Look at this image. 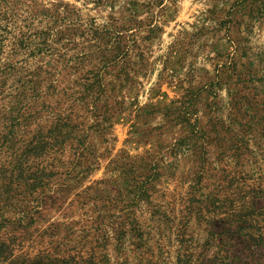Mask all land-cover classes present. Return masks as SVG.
<instances>
[{"label":"rangeland","instance_id":"1","mask_svg":"<svg viewBox=\"0 0 264 264\" xmlns=\"http://www.w3.org/2000/svg\"><path fill=\"white\" fill-rule=\"evenodd\" d=\"M104 1L21 0L20 7L39 10L71 4L99 25L113 18L121 24L132 20L139 31L128 66L108 69L107 103H99L94 113L85 102L73 106V122L80 130L73 136L83 135L85 147L78 146L76 159L74 141L67 143L62 158L71 173L46 189L51 195L42 200L36 223L17 234L23 248L14 252H27L53 222H80L73 235L79 239L80 226L103 204L122 207L131 195H151L155 208L143 201L133 208L144 242L159 264H177L180 247L195 252L207 244L205 224L187 227L180 221L205 163L210 184L226 171L229 181L264 189V0ZM151 22L160 28L149 34ZM52 38L61 48L55 32ZM124 68L131 72L128 79L117 77ZM78 77L74 71L64 84L73 85ZM193 130L203 131L198 140H190ZM242 152L244 158L235 157ZM228 194L231 203L235 195ZM259 196L264 206V192ZM261 231L256 242L232 243L229 264H264V223ZM214 252L207 253L209 260ZM108 253L117 264L111 246ZM130 261L135 263L132 254Z\"/></svg>","mask_w":264,"mask_h":264},{"label":"trees","instance_id":"2","mask_svg":"<svg viewBox=\"0 0 264 264\" xmlns=\"http://www.w3.org/2000/svg\"><path fill=\"white\" fill-rule=\"evenodd\" d=\"M20 6L21 0H0V264H113L110 246L117 264H131V254L134 264H159L144 242L133 209L142 201L151 206V195H131L130 202L122 207L103 204L80 226L84 229L79 239L73 235L80 222H53L27 252L15 254L23 248L17 234L26 233L36 223L42 200L51 195L46 189L71 173L63 163V149L74 141L78 159V146L85 147L83 135L73 136L80 133L73 122V106L82 101L94 113L99 103H107L108 69L128 66L139 31L132 26L134 21L126 19L122 24L113 18L99 25L71 4L45 5L41 10L34 5ZM21 13L26 18L19 17ZM159 28L157 22H151L146 30L150 34ZM53 32L61 48L53 43ZM74 71L79 77L73 85H65ZM130 75L124 68L117 77L128 79ZM106 114L104 111L103 124ZM200 132L193 130L190 140H198ZM246 154L237 153L235 157L241 159ZM207 164L190 188L191 197L180 220L187 227L191 223L205 224L207 244L195 252L188 246L180 247L177 264H229L232 243L256 242L261 238L257 233L262 235L264 206H260L263 197L259 195L264 192L263 186L229 181L226 171L218 183L210 184ZM228 193L235 195L231 203L226 198ZM245 208L252 212L247 213ZM179 231L184 237L182 229ZM210 249H215L211 260L207 254ZM238 254L241 251L234 255Z\"/></svg>","mask_w":264,"mask_h":264}]
</instances>
